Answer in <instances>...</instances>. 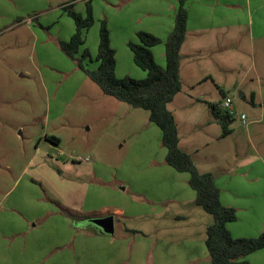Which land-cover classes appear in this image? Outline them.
<instances>
[{
	"label": "rangeland",
	"instance_id": "rangeland-1",
	"mask_svg": "<svg viewBox=\"0 0 264 264\" xmlns=\"http://www.w3.org/2000/svg\"><path fill=\"white\" fill-rule=\"evenodd\" d=\"M245 1L236 31L189 39L192 56L168 109L181 149L215 175L220 203L236 211L229 228L256 237L264 231V30ZM87 2L91 68L102 21L118 79L146 75L128 48L137 32L164 50L172 0H0V264H211L213 217L194 204L188 174L165 163L149 113L104 95L60 50L75 30L62 7L85 16ZM224 98L233 114L222 138ZM109 215L112 235L91 224Z\"/></svg>",
	"mask_w": 264,
	"mask_h": 264
},
{
	"label": "trees",
	"instance_id": "trees-1",
	"mask_svg": "<svg viewBox=\"0 0 264 264\" xmlns=\"http://www.w3.org/2000/svg\"><path fill=\"white\" fill-rule=\"evenodd\" d=\"M87 2L86 14L82 16L73 11L72 6L62 7L75 25V30L67 42H59L62 53L72 61L87 79L93 82L100 91L115 100L133 108L149 113V122L161 133V144L166 150L165 163L179 173L188 174V185L195 193L194 204L213 217V222L206 229L205 247L211 264H250L246 260L250 254L264 249V232L256 237L234 238L227 229V224L237 220L236 211L221 205L220 191L215 184L212 173H200L192 157L179 148V136L174 116L168 109L174 97L181 91L180 49L186 37L188 11L185 0H178L174 15V26L163 41L164 66L154 61L151 49L162 44V41L146 32H137V43H128L133 62L145 72L141 80L125 76L116 77L115 51L111 47L109 32L104 21L99 29V43L95 63L89 51L84 48L86 34L93 25L91 6ZM216 108V107H215ZM213 108V109H215ZM230 116H220L223 126L221 137L230 134L225 128ZM55 144L58 139L51 137Z\"/></svg>",
	"mask_w": 264,
	"mask_h": 264
},
{
	"label": "crops",
	"instance_id": "crops-1",
	"mask_svg": "<svg viewBox=\"0 0 264 264\" xmlns=\"http://www.w3.org/2000/svg\"><path fill=\"white\" fill-rule=\"evenodd\" d=\"M172 2H174V5H172L170 8V14H169L170 21H168V23H166L165 25L166 26L165 34L167 35L174 26V23H172L171 18L173 19L175 15L178 0H172ZM245 3L249 4L247 6V14L251 15V12L257 14L258 18L261 19L257 23V28L264 30V0H252V1L246 0ZM239 6L242 7L241 0H185V7L188 11V20L186 25V37L180 49V56H181L180 70H179L180 76H181L182 64L184 62V59L192 56V53L186 52L184 54V50L189 39L199 38L200 36L203 35H213L215 37H218V33H220V31H223V33L226 35L228 34V31L231 30L236 31L237 25H241L239 21H242L243 15H245L244 11H240L238 9ZM158 36L160 37V35ZM163 36L164 35H162V37ZM229 44L231 46L230 40H229ZM154 48L151 49L154 61L159 66H164V50L163 53L160 54L159 50L156 51ZM155 54H157V57L155 56ZM135 76H132V78L138 80L144 79L146 77V75L144 76L143 74H135ZM180 81H181V77H180ZM181 85H182V81H181ZM175 123L178 130V123L176 119H175ZM179 148L181 149L180 137H179ZM186 153L189 154L188 152ZM215 184L219 189L216 177H215ZM219 200L221 202V196L219 197ZM221 205L223 206L224 204ZM229 224H227V229L231 233V235L234 238H243L244 235H241V232H245V231H239L238 228L236 227L229 228L228 226ZM244 228L247 227L244 226ZM244 260H246L250 264H264V249L248 255L247 257L244 258Z\"/></svg>",
	"mask_w": 264,
	"mask_h": 264
},
{
	"label": "water",
	"instance_id": "water-1",
	"mask_svg": "<svg viewBox=\"0 0 264 264\" xmlns=\"http://www.w3.org/2000/svg\"><path fill=\"white\" fill-rule=\"evenodd\" d=\"M91 224L100 228L104 234L112 235L114 232V219L112 215L92 219Z\"/></svg>",
	"mask_w": 264,
	"mask_h": 264
},
{
	"label": "built area",
	"instance_id": "built-area-1",
	"mask_svg": "<svg viewBox=\"0 0 264 264\" xmlns=\"http://www.w3.org/2000/svg\"><path fill=\"white\" fill-rule=\"evenodd\" d=\"M221 108H223L226 111L227 115L230 116L233 114L232 103L229 99H227V98L223 99V102L221 103ZM241 120L243 123H245L244 122V120H245L244 116H241Z\"/></svg>",
	"mask_w": 264,
	"mask_h": 264
},
{
	"label": "flooded vegetation",
	"instance_id": "flooded-vegetation-1",
	"mask_svg": "<svg viewBox=\"0 0 264 264\" xmlns=\"http://www.w3.org/2000/svg\"><path fill=\"white\" fill-rule=\"evenodd\" d=\"M106 217V216H105Z\"/></svg>",
	"mask_w": 264,
	"mask_h": 264
}]
</instances>
